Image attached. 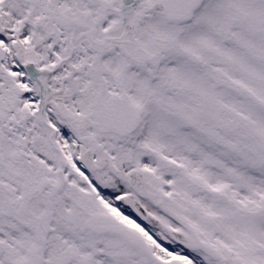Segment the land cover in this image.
I'll list each match as a JSON object with an SVG mask.
<instances>
[{"label":"snow or ice","instance_id":"1","mask_svg":"<svg viewBox=\"0 0 264 264\" xmlns=\"http://www.w3.org/2000/svg\"><path fill=\"white\" fill-rule=\"evenodd\" d=\"M0 264H264V0H0Z\"/></svg>","mask_w":264,"mask_h":264}]
</instances>
